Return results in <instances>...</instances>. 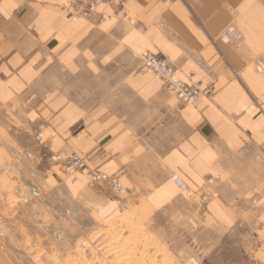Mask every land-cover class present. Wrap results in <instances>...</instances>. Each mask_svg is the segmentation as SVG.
<instances>
[{
  "label": "crops",
  "instance_id": "obj_1",
  "mask_svg": "<svg viewBox=\"0 0 264 264\" xmlns=\"http://www.w3.org/2000/svg\"><path fill=\"white\" fill-rule=\"evenodd\" d=\"M68 1L0 0V106H20L49 154L82 156L124 192L114 201L86 169L72 182L55 163L50 188L100 222L264 233V0H125L126 16L101 3L90 18H69ZM232 25L242 38L228 43ZM145 51L214 93L181 104L140 71ZM202 187L214 196L200 209Z\"/></svg>",
  "mask_w": 264,
  "mask_h": 264
},
{
  "label": "rangeland",
  "instance_id": "obj_2",
  "mask_svg": "<svg viewBox=\"0 0 264 264\" xmlns=\"http://www.w3.org/2000/svg\"><path fill=\"white\" fill-rule=\"evenodd\" d=\"M13 106H0V264H264V233L247 227L164 224L162 216L100 222L70 194L50 188L53 163L72 182L82 170L54 159L61 154H49L38 125ZM207 202L199 197V208Z\"/></svg>",
  "mask_w": 264,
  "mask_h": 264
},
{
  "label": "built area",
  "instance_id": "obj_3",
  "mask_svg": "<svg viewBox=\"0 0 264 264\" xmlns=\"http://www.w3.org/2000/svg\"><path fill=\"white\" fill-rule=\"evenodd\" d=\"M101 3H112L117 8L118 15L126 16L123 10L124 0H69L63 5V8L69 18H90L96 15L97 7ZM136 29L145 28L143 24H136ZM221 38L227 42L236 41L242 38V34L234 26H230L222 33ZM140 71L149 73L161 80L165 88L170 91L181 104H191L201 95H212L215 91L212 84L203 85L201 82H190L179 79L175 76L174 68L168 63L167 59L160 53L145 51L141 54ZM42 133L39 132L37 138L40 139ZM66 170H87V175L91 183L108 187L118 197L124 192V187L115 175H108L96 169H88L86 160L77 154L67 157L61 155L54 156ZM175 184L182 190L190 192L181 177H173ZM209 182L213 178L210 177ZM212 196L211 190L202 187L200 189V203L205 204Z\"/></svg>",
  "mask_w": 264,
  "mask_h": 264
},
{
  "label": "bare ground",
  "instance_id": "obj_4",
  "mask_svg": "<svg viewBox=\"0 0 264 264\" xmlns=\"http://www.w3.org/2000/svg\"><path fill=\"white\" fill-rule=\"evenodd\" d=\"M110 226H111V225H110ZM110 226H109V227H110ZM109 227H108V228H109ZM32 262H33V263H36V260H33Z\"/></svg>",
  "mask_w": 264,
  "mask_h": 264
}]
</instances>
